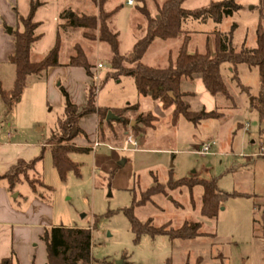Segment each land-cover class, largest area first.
<instances>
[{"label":"rangeland","instance_id":"1","mask_svg":"<svg viewBox=\"0 0 264 264\" xmlns=\"http://www.w3.org/2000/svg\"><path fill=\"white\" fill-rule=\"evenodd\" d=\"M157 1L162 0H135L132 6L126 5L125 0H106L104 3L105 11L118 7L109 26L118 33L123 55H130L135 41L145 34L146 22L138 7L144 6L150 14H155ZM211 1L221 0H184L182 7L196 9ZM235 2L240 5L239 10L224 16L218 24L208 20L201 28L227 33L235 23L233 48L239 50L242 44L253 48L260 13L264 20V0ZM11 9L12 6L8 11L13 14ZM7 18L6 13L4 19ZM95 33L88 29L85 35L96 38ZM7 34L12 37L8 31ZM202 37L193 36L188 46L190 52L203 50ZM159 41L150 46L145 58L148 64L163 66L158 60H152L160 50ZM91 52L90 61L104 65L99 70L104 74L98 85L90 83L97 93L96 105L108 112L122 108L101 104H114L122 96L132 101L131 98L138 94L132 78L119 83L121 77L112 75L107 44L100 42L99 49L93 48ZM229 69L221 65L223 80L236 107L219 109L226 114L223 123L212 119L198 126L184 120L174 127L169 118H160L153 129L138 138L136 150H123V140L108 141L104 135L122 132L125 137L124 129H129L130 124L123 126L115 118L110 123L104 121L102 133L98 135L95 115L85 114L79 124L83 133L73 139L76 146L84 150L68 153L77 170L69 168L61 175L53 167L46 147L41 159L28 172L29 178L40 179L43 185L33 192L22 177L11 197L19 194L17 200L21 203L24 198H41L53 223L91 228V264H195L197 259L198 264H264V151L260 149L264 140V120H259L257 112L249 106V97L230 79ZM237 75L249 93L256 95L259 89L256 69L239 64ZM13 79V65L0 63V82L5 90L11 88ZM47 91L42 77L31 75L20 98L12 101L10 108L0 101V131L4 135L13 134V140L47 143L58 120L63 117V101L57 105ZM233 101L224 100L223 103L230 106ZM149 103L147 107L143 106L148 111L153 106ZM168 109L172 110V107ZM138 128H133L130 133H139ZM148 134L151 135L147 137ZM193 135L201 141L217 138L210 154L196 152L199 143L193 141ZM95 141L100 144L94 146ZM192 179L212 180L221 192L227 193L214 217L201 215V185L189 188L180 183ZM155 181L162 185V191L139 203L144 191ZM131 207L140 222L150 218L153 226L168 223L172 228L180 227L185 221L199 222L201 234L192 239L143 234L136 239L125 213Z\"/></svg>","mask_w":264,"mask_h":264},{"label":"trees","instance_id":"2","mask_svg":"<svg viewBox=\"0 0 264 264\" xmlns=\"http://www.w3.org/2000/svg\"><path fill=\"white\" fill-rule=\"evenodd\" d=\"M98 7L97 15L72 14L68 17V24L73 27H82L95 30L97 39L107 44L110 51V68L114 77L130 76L134 80L135 88L140 96H149L157 100L163 109L172 107L171 121L176 123L179 117L197 125L201 120L214 119L223 116L217 109L206 111L191 110L184 101V93L181 91V81L183 78L192 79L194 75H200L204 88L212 96L221 95L225 100L233 101L228 88L222 77V64H228L230 68V79L240 88V92L249 97V106L257 112L260 121L264 120V20L260 13L259 20L255 29L256 46L247 48L242 45L239 50H235L232 45V32L236 27L232 23L227 33L213 31V47H206L204 51H188L189 35L184 33L178 48L177 56L163 67H155L144 64L141 59L154 39H172L182 33L181 24L184 20H204L211 19L215 23H220L224 16H230L240 9V5L235 0L211 1L207 6L196 9H185L182 7L184 0H163L156 3L155 9L158 17H152L146 7H138V12L145 19V34L137 39L132 46L130 55H123L120 52L118 33L109 26L110 19L116 13L117 8L105 11L103 5L106 0H90ZM40 3L37 0L30 1V10L26 17L19 15L14 10L17 17V25L11 28L10 34L13 37V52L8 56L7 61L14 66V80L10 89L5 90L0 84V99L10 108L12 101L20 98L26 79L30 75L43 76L46 71L59 65V39H56L54 46L38 61L31 60V45L40 34L35 33L38 26L33 21L34 11ZM21 28V29H20ZM87 36V35H86ZM245 64L249 68H255L259 77V89L256 95L249 93L247 86L239 81L237 66ZM67 65L83 67L85 72L94 78L91 71L92 65L89 64L84 54L76 48V54L69 58ZM95 85V82L92 84ZM100 85V83H99ZM63 101V117L58 120L57 127L51 132L48 139L47 148L49 149L53 167L63 175L65 170L72 168L75 171L77 166L72 162L68 153L75 150H84L76 146L72 140L83 133L79 126V119L85 114L95 113L98 117L99 133H102L104 121L107 119L108 109L96 105L95 93L89 94L86 105L79 110L71 101L63 87H59ZM128 109H137V105H127L125 107L111 111L115 119L123 125H129L134 121L133 128L142 125L154 127L156 116L151 112L135 113L133 118L126 116ZM101 129V131H100ZM43 147L40 155L25 161L18 160L9 170L2 175L6 177L9 186L12 188L21 177H24L33 191L37 186L43 185L40 179L37 181L29 178L28 172L42 157ZM180 183L186 184L189 188L199 184L202 187L201 195V215L207 218L214 217L219 209L221 201L227 193L221 192L214 181L205 179H192L189 181L181 180ZM162 191V185L155 181V184L144 191L142 200L149 199L155 192ZM129 218L131 229L138 239L143 234L152 237L156 235H166L170 239H192L201 234L200 223L185 221L178 228H172L168 223L159 227L151 224L148 218L145 222H140L132 212V207L125 212ZM264 229V212L262 216ZM45 244L46 261L45 264H91V228L66 227L63 225L46 228L41 235ZM5 262V261H4ZM197 259L195 264H198Z\"/></svg>","mask_w":264,"mask_h":264},{"label":"crops","instance_id":"3","mask_svg":"<svg viewBox=\"0 0 264 264\" xmlns=\"http://www.w3.org/2000/svg\"><path fill=\"white\" fill-rule=\"evenodd\" d=\"M30 1L31 0H0V63L2 64L4 62L9 63L7 61V58L13 52L14 48L13 37H10L7 34V28H13L18 23L14 10H16L19 15L26 17L30 10ZM37 1L40 4L34 11L33 21L38 23V26L35 29V33L40 34V37L31 45V60L38 61L39 59H41L47 53V51H49L54 46L56 39L58 38L59 65L50 67L41 77L45 83V86L47 87V94H49L50 97L52 95L54 103L60 105L62 102L61 93L59 91V87L61 86L67 92L71 101L77 106L79 110H81L85 107L89 94L92 90L91 85L93 84V78L85 72L83 67L67 65L69 58L76 54V48L79 47L84 54L87 62L92 65L91 71L94 72V76L97 77L98 81H100L103 77L104 72L99 70L102 69L104 65L99 61H96L94 63L90 61L89 58L90 54L92 53L91 50H93V48H95L96 50L99 49L100 41L97 39V37H87L85 33L88 31V29L70 26L68 24V17L72 16V14H75L77 16L97 15L98 7L90 0ZM161 2L157 1V3ZM125 4L128 5L126 3V0ZM11 6L13 7V9H11V11H13V14L8 11ZM6 13L8 15L7 20L4 19ZM66 13H68V17L66 16ZM151 16L156 18L158 17V14L156 12L155 14H151ZM208 20L211 19L207 18L204 20H184L181 24V29L183 31L182 33H180L176 38L172 39H154L143 55L141 61L144 64L150 66H165L169 58L174 59L177 56L181 38L184 33L189 35L188 46L193 36L200 35L203 36L202 38L204 40V48L203 50L198 51H204L207 46L212 49L213 36L211 33L216 30L209 32L201 28L202 24H205ZM157 40H160L159 42H161V45H159L160 50L156 52L154 56H152V60H158V62L163 63V66L148 64L145 60L150 50V46ZM188 51L190 52V50ZM64 53L65 56H63ZM98 63L102 64L100 68H97ZM228 66V64H224L225 69ZM30 76H28L27 79ZM120 77L121 78L118 79L119 83L123 80H130L127 79L130 78V76ZM132 82L134 83L133 78ZM90 83L92 84L90 85ZM96 85H98V82ZM181 91L184 93L183 98L185 100V103H187L190 109L194 111H198L200 109H204L206 111L217 109L219 111V109L236 107L234 101L232 105L227 106L225 103H223L225 99L221 95L212 96L209 92H207V90L203 86L200 75H194L192 79L183 78L181 81ZM96 96L97 93L95 92V97ZM129 99L128 97L122 96V98H120L114 104L101 105L111 108L125 107L123 105L127 106L136 104L137 109H128L125 114L129 113V115L131 116L128 115V117L132 119L134 113L151 112L156 116V121L153 123L154 127L160 118H169L171 124L174 127L177 126L181 121L185 120L184 118L179 117L176 123L173 124L171 121L172 110L163 109L157 100H153L149 96H140L139 94H137V96H133V98H131L132 101H130ZM0 101L3 102L1 99ZM149 102H152L153 106L151 108L152 110L150 109L148 111V108L146 110L144 109V107H147V105L150 104ZM192 105L194 106L193 108ZM219 112L223 113V116L214 119L223 123L226 115L224 113L225 111L220 110ZM91 114L95 115L96 123L98 124L97 115L95 113ZM81 119L82 117L79 119L78 124H80ZM208 120L212 119L201 120L198 123V126L203 122H207ZM132 123H134V121L130 122L129 129H124L125 136L127 135V133L133 131ZM148 129H153V127H145L140 125L137 129L139 133H134L137 134L138 138H141L147 134ZM97 132V134L99 135V131ZM150 135L151 134H148L147 137H149ZM14 137L15 136L10 132L4 135V133L0 131V264H45L46 250L45 244L41 239V235L46 228L60 225L53 223L52 218L49 215L50 212H47V206L42 203L41 198L37 199L35 197H32L31 200L24 198L23 202L21 203L17 200L19 194H15V197H11V194L14 192L17 183L21 181L22 177L19 182H17L11 188L9 186L8 179L6 177H3L2 175H4L9 170V168L18 160L21 159L29 161L40 155L43 147H47V144L45 142L34 144L23 142L17 139L13 140ZM104 138L108 141L117 142H121L123 140L124 146L125 137L122 135V132L120 135H117L116 133L113 135L107 132L105 133ZM192 139L196 143H199L201 141L195 135L192 136ZM210 139L217 140L216 137ZM31 191L33 190L31 189ZM36 240L38 242L34 243V241Z\"/></svg>","mask_w":264,"mask_h":264},{"label":"built area","instance_id":"4","mask_svg":"<svg viewBox=\"0 0 264 264\" xmlns=\"http://www.w3.org/2000/svg\"><path fill=\"white\" fill-rule=\"evenodd\" d=\"M134 1L135 0H126V3L128 5H132L134 3ZM101 66H102L101 63L97 64V68H100ZM93 82H95V85L97 84L98 79H97L96 76H94ZM95 90H97V89H95ZM245 128L247 129V127H245ZM137 141H138V137H137L136 133H128L125 136L124 146L122 147V149L123 150H129V149L136 150L137 149V147H136ZM99 144L100 143L95 142L94 145L97 146ZM214 144H216V139H209V140H206V141H200L198 149L196 150V152L198 154H201V155L210 154L211 153V148L213 147ZM131 145L133 147H129ZM260 149H261V151H264V140H262V142L260 143Z\"/></svg>","mask_w":264,"mask_h":264},{"label":"water","instance_id":"5","mask_svg":"<svg viewBox=\"0 0 264 264\" xmlns=\"http://www.w3.org/2000/svg\"><path fill=\"white\" fill-rule=\"evenodd\" d=\"M7 31L10 33V31H11V27H8V28H7ZM114 118H116V117L112 115L111 111H109L108 114H107V119H114ZM132 124H133V123H132ZM132 124H131V125H132Z\"/></svg>","mask_w":264,"mask_h":264}]
</instances>
